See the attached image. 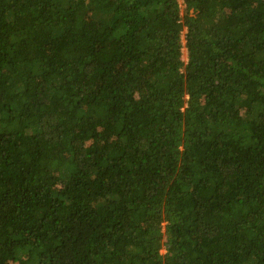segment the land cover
I'll list each match as a JSON object with an SVG mask.
<instances>
[{"label": "trees", "instance_id": "trees-1", "mask_svg": "<svg viewBox=\"0 0 264 264\" xmlns=\"http://www.w3.org/2000/svg\"><path fill=\"white\" fill-rule=\"evenodd\" d=\"M183 4L0 0V264H264V0Z\"/></svg>", "mask_w": 264, "mask_h": 264}, {"label": "rangeland", "instance_id": "rangeland-1", "mask_svg": "<svg viewBox=\"0 0 264 264\" xmlns=\"http://www.w3.org/2000/svg\"><path fill=\"white\" fill-rule=\"evenodd\" d=\"M182 12H185V7H184V6H182ZM183 41H184V40H183ZM184 43H185V41H184ZM182 53H183V60H184L185 62H187V61H188L187 50H186V49H183ZM4 254H5V256H8V255H9V250H8L7 248L5 249Z\"/></svg>", "mask_w": 264, "mask_h": 264}, {"label": "built area", "instance_id": "built-area-1", "mask_svg": "<svg viewBox=\"0 0 264 264\" xmlns=\"http://www.w3.org/2000/svg\"><path fill=\"white\" fill-rule=\"evenodd\" d=\"M179 2H180V4H181V7L182 6H184V4H183V0H179ZM185 7V6H184ZM184 40V39H183ZM185 41V40H184ZM184 41H183V43H184ZM185 44V43H184Z\"/></svg>", "mask_w": 264, "mask_h": 264}]
</instances>
